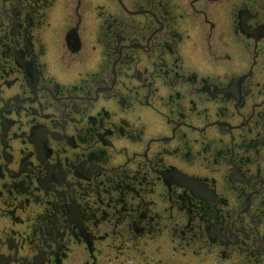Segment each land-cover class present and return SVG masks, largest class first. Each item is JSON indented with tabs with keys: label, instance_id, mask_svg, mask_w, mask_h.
I'll return each mask as SVG.
<instances>
[{
	"label": "flooded vegetation",
	"instance_id": "af4514ba",
	"mask_svg": "<svg viewBox=\"0 0 264 264\" xmlns=\"http://www.w3.org/2000/svg\"><path fill=\"white\" fill-rule=\"evenodd\" d=\"M0 264H264V0H0Z\"/></svg>",
	"mask_w": 264,
	"mask_h": 264
}]
</instances>
